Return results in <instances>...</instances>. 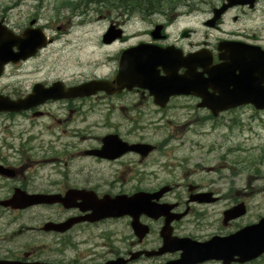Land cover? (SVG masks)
I'll use <instances>...</instances> for the list:
<instances>
[{
	"label": "flooded vegetation",
	"instance_id": "flooded-vegetation-1",
	"mask_svg": "<svg viewBox=\"0 0 264 264\" xmlns=\"http://www.w3.org/2000/svg\"><path fill=\"white\" fill-rule=\"evenodd\" d=\"M232 21L238 24L240 20ZM0 23L7 26L5 20H0ZM161 24V40H153L152 32L157 24L152 23L150 29L143 35L148 37L145 43L161 48L172 47L185 54L205 49L211 58L212 67L222 63L223 51L219 44L221 42L241 43L264 50L260 38L255 35L249 36L245 30L225 28V20L216 21L212 28L205 26L207 31L221 36L215 40V44L203 41L193 45L190 42L193 31H189L186 46L180 44L178 39L173 42L169 39L167 31L175 21L162 20ZM28 26L27 24L24 29ZM127 40L124 34L120 42ZM39 55L40 52L35 57ZM29 61L30 59L3 66L0 82L14 76H23V68ZM114 64L108 77L94 76L92 80L101 79L113 83L118 73L119 54L115 57ZM196 70L197 73L201 72L199 68ZM184 72V69H180L178 75H183ZM160 75L162 76V72ZM56 82L63 83L66 88L79 85V83L69 84L62 79H56L50 84L47 82L40 84L44 88H49ZM207 91L218 96L219 88L209 87ZM29 92L7 84L0 85V98L6 101L23 99ZM180 102L188 103L185 105L187 111H203L206 118L213 121L211 112L199 109L200 98L197 96L171 97L163 108H158L148 92L137 89L113 95L97 93L84 98L50 100L27 112L0 113V134H4L14 126H22L24 119L33 124L37 132L34 141H38V144L43 143L40 138L44 130L50 132L51 129L58 130L59 135L54 136L51 133L53 141L50 143L62 147L61 151L53 152L51 160H43L41 163L61 164L63 157L65 168L71 170L73 165L78 167L77 171H66L57 178L41 183L40 176H29L25 172L27 166L24 163L30 159L27 154L31 152V148L27 146L29 142L21 143V137L20 140L11 141L6 138L0 139V169L8 172L0 171V264H167L178 260L181 251H167L159 256L145 254L158 252L164 247V243L184 239L205 242L211 237L223 236L221 231H214L205 237L199 236L204 225L206 224L205 228L208 227L211 218L209 209L227 198L213 189L212 184L207 187L185 186L183 195L177 194V190L183 188L182 185L170 183L152 187L150 173L152 165L148 162L150 155L143 158L135 152L121 153L122 149H119V146L122 144L152 145L146 135L148 131L146 125L134 123L103 125L92 122V119L89 120V117L101 115L104 109L108 112V116L119 111H136V114L141 115L145 108L146 112L154 114L170 111L171 115H176L177 109L171 107V104ZM231 112L232 110L220 113L216 118H222ZM23 130L26 131V129L20 131ZM108 135H115L121 140L113 143L116 149L112 153L119 154L117 158L108 160L87 155L88 152L100 150L103 138ZM162 142L160 145H155V153L158 149L167 146ZM168 186L170 190L167 193L157 196L161 189L166 190ZM86 192L99 200L105 196L131 197L138 193L148 198L153 196L147 207L159 213L153 215L155 219L151 215L140 214L138 217L125 216L89 222L86 219L90 215L89 205L82 198V193ZM20 193L29 196L67 195V199L65 204H36L23 208L11 205L13 197ZM224 211L221 213V225L226 228L230 224L222 222ZM133 221L135 223L137 221L139 226L132 225Z\"/></svg>",
	"mask_w": 264,
	"mask_h": 264
},
{
	"label": "rangeland",
	"instance_id": "rangeland-1",
	"mask_svg": "<svg viewBox=\"0 0 264 264\" xmlns=\"http://www.w3.org/2000/svg\"><path fill=\"white\" fill-rule=\"evenodd\" d=\"M16 1L0 0V18H6L7 26L15 33L21 32L23 25L33 22L32 19L37 16L38 25L45 36L54 40L38 57L24 66L23 76H14L0 82V85L15 86L24 92H29L35 82L50 84L56 79H62L69 84H76L88 81L93 76L108 77L115 66V57L131 46L148 41V37L143 35L153 22L162 21L160 17L143 19L137 15L131 21L121 23L124 18L115 19L114 13L99 16L91 11L75 17L65 3L77 0H20L18 4ZM195 1L199 11L190 16H186L187 8H180L177 12L181 15L180 19L168 29L171 42L178 39L180 44H188V40L180 38L184 28L193 31L190 40L193 45L203 41L215 44V40L221 38L203 26L209 17L208 13L219 1ZM235 17L240 20L238 24L232 21ZM223 20L226 22L225 28L245 30L249 36L255 35L264 44V1L257 5L254 12L230 11ZM112 22L121 25L128 40L105 46L101 38ZM186 104H171V107L177 109L176 115H171L170 111L154 114L146 112L145 108L141 115L136 114V111H119L108 116L104 109L101 115L89 117V120L103 125L139 122L146 125V135L151 144L160 145L163 140H170L166 147L158 149L148 160L152 165V187L162 183L182 185L183 188L178 189L177 194L183 195L185 186L207 187L212 184L213 189L227 197L209 209L211 218L208 227L205 228V224L199 236H209L214 231H221L223 236H227L242 227L257 223L264 217V112L245 107L209 121L203 111H187ZM22 129L26 131H20ZM51 133L59 135L56 129H51V132L44 130L40 138L43 143L38 144V141H34L37 132L33 124L24 119L22 126L8 129L0 134V139L11 141L20 140L21 137V143L31 139L28 145L31 148L28 153L30 159L24 163L27 166L25 172L29 176H40V182L43 183L66 171L78 170L74 165L71 170L65 168L64 158H61V164L41 163L43 160H51L53 152L59 153L62 149L50 143L53 141ZM240 202L246 205L247 214L228 227H222V211ZM250 264H264V256Z\"/></svg>",
	"mask_w": 264,
	"mask_h": 264
},
{
	"label": "water",
	"instance_id": "water-1",
	"mask_svg": "<svg viewBox=\"0 0 264 264\" xmlns=\"http://www.w3.org/2000/svg\"><path fill=\"white\" fill-rule=\"evenodd\" d=\"M245 3V0H227V5L216 11L215 19L207 25L213 26L216 19L228 8L245 5ZM160 30V27L156 28L154 34L156 39L159 38ZM120 37L121 31H116L111 26L104 36L103 43L110 44ZM45 45L44 36L39 30H26L21 38L13 36L11 32L0 25V70L6 63H15L34 56L36 51ZM229 46H224V63L217 67V70H223L226 75L225 73L219 75L215 71L211 72L210 59L203 52L186 57L178 52L174 56L170 49H159L140 44L121 54L116 87L101 81L83 84L77 88L69 89L66 93L60 84H55L47 90L35 87L33 94L25 100L1 103L0 112L26 111L45 100H58L75 95L89 96L99 91L119 93L123 89L130 91L133 88L147 90L154 97V102L161 106L169 96L196 95L202 100L199 107L210 110L214 117L219 112L242 105H252L255 110L264 111V52L255 53L250 48L236 47L241 45ZM13 48L17 49V53L13 52ZM197 66L203 70V73H196ZM181 68L185 69V73L179 76L178 70ZM158 69L164 72V76L160 77L157 74ZM204 73L208 78L203 77ZM209 87H218V96H210L207 93ZM126 149L142 156H147L153 150L152 147L144 145H135ZM112 152L113 143L107 144L106 156L111 159L115 158L116 156H113ZM98 154L103 156V150ZM57 199L58 197L34 196L28 197V203H54ZM145 200L147 199L143 195H135L131 198L118 197L114 200L106 198L93 202L91 209L94 218L92 220L96 221L107 217L118 218L125 215L139 216L145 212L150 215L159 213L154 209L147 208ZM244 214L245 207L240 204L224 213L223 222L227 223V221L237 219ZM179 248L184 250L185 254L182 255L181 260L169 264H196L207 260L221 261L222 264H244L253 261L264 254V218L257 224L247 226L228 237H216L204 244L193 243L191 246L185 245L184 247L179 246Z\"/></svg>",
	"mask_w": 264,
	"mask_h": 264
},
{
	"label": "trees",
	"instance_id": "trees-1",
	"mask_svg": "<svg viewBox=\"0 0 264 264\" xmlns=\"http://www.w3.org/2000/svg\"><path fill=\"white\" fill-rule=\"evenodd\" d=\"M99 1H102V4L106 6L103 8L106 11L107 6L111 5L112 8H116L115 10L127 13L128 17L137 14L149 17L158 12L162 7H170L178 0H98L95 3H99Z\"/></svg>",
	"mask_w": 264,
	"mask_h": 264
}]
</instances>
